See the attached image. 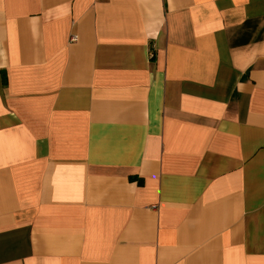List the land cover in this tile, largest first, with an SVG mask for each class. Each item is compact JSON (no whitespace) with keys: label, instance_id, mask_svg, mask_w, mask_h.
<instances>
[{"label":"crops","instance_id":"crops-1","mask_svg":"<svg viewBox=\"0 0 264 264\" xmlns=\"http://www.w3.org/2000/svg\"><path fill=\"white\" fill-rule=\"evenodd\" d=\"M0 264H264V0H0Z\"/></svg>","mask_w":264,"mask_h":264},{"label":"built area","instance_id":"built-area-1","mask_svg":"<svg viewBox=\"0 0 264 264\" xmlns=\"http://www.w3.org/2000/svg\"><path fill=\"white\" fill-rule=\"evenodd\" d=\"M71 39H75V35H72V36H71ZM153 207L155 208V206H153Z\"/></svg>","mask_w":264,"mask_h":264}]
</instances>
